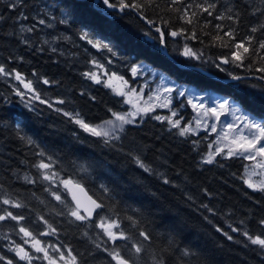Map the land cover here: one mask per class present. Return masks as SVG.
Listing matches in <instances>:
<instances>
[{
    "label": "trees",
    "instance_id": "16d2710c",
    "mask_svg": "<svg viewBox=\"0 0 264 264\" xmlns=\"http://www.w3.org/2000/svg\"><path fill=\"white\" fill-rule=\"evenodd\" d=\"M35 1H26L27 7L31 8ZM50 2L62 12H70L68 22L60 23L57 29L78 40V45L60 41L67 46L60 44V49L53 52L40 38L36 47L25 46L13 23L21 18L9 11L7 0H0V16L3 17L0 20V64L7 70L20 72L25 82L32 81L41 99L51 101L41 103L27 96L22 100L16 90L28 92L23 84L17 82L19 88H13L0 75V197L7 194L24 205L13 208L0 203V215L5 208L23 215L25 219L20 223L48 248L53 258L59 253L54 248L64 253L70 249L77 264H115L104 249L111 251L117 246L121 255L134 264H157L161 260L164 264H264V249L251 244L242 234L247 231L253 236H264V226L260 224L264 219V191L245 183L248 164L245 158L220 154L213 163H204L213 135L203 132L181 136L179 129L172 127L168 120L155 119L161 114L167 115L166 111H155L139 119L137 124L127 125L119 134L121 139L111 145L84 131L63 114L79 113L86 123L97 125L112 118L109 110L117 113L129 110L123 97L103 83L96 84L82 75L87 58L79 46L88 48V43L80 39V34L87 31L90 37L103 40L123 55L126 66L122 70L126 77L130 78L131 66L146 63L179 83L239 101L244 111L264 121V100L261 99L264 80L259 78L264 73L256 71L264 66V61L253 57L251 69L229 64L228 67L233 65L234 74L244 77L240 81H230L228 72L220 71L212 63L231 51L220 47L213 39L217 34L223 35L215 28L217 24L223 25L225 31L234 29L237 40L254 36L253 48L257 47L258 40L264 39V30L249 31L264 23V15L252 14L255 8L264 10L261 0H231V5L225 4V0H209L217 5L213 15L193 7L190 11L198 15L192 24L180 19L182 12L170 10V0H155L154 5L145 10L155 26L165 27L167 21L166 30L183 28L185 36L189 37H169L166 47L153 39L158 36L154 27L133 10L119 13L108 9L102 0ZM199 3L204 0H183L172 7L183 9L187 4ZM228 7L233 8V13H239L238 20L215 19ZM24 10L21 8V14H29ZM192 32L196 39L190 38ZM185 44L203 52L202 59L180 55ZM260 55H264V50ZM249 62L245 59L244 64L247 66ZM44 79L50 83L44 84ZM61 99L65 101L63 104L55 103ZM180 104L176 101L174 108L179 110ZM57 108L62 111H56ZM180 113L183 128L192 120L193 112L185 103ZM28 138L34 143L29 144ZM42 150L44 157L37 155ZM48 156L52 157L54 171L62 178L71 177L83 184L90 195L104 205L93 221H76L69 216L68 208L74 205L68 192H60L58 186L41 178V170L33 165L41 159L48 162ZM134 156H139L151 171L140 168ZM81 166L88 171L81 172ZM25 176L36 182L28 183ZM101 184L109 189L108 193L100 188ZM49 188L58 191L65 203L56 201L45 191ZM204 205L213 211H208ZM40 217L56 228L54 235H41L48 228ZM129 217L138 221L135 227ZM101 218L118 220L121 230L131 239L113 245L96 227ZM232 228L239 231L233 232ZM141 230L151 235L150 241H143L139 236ZM224 233L233 239L229 240ZM25 239L28 238L19 232L15 221H0V256L6 258L0 264H7L8 259L13 260V264H28L11 250L16 245L27 249ZM133 242H142L144 250L140 254H135L134 249L129 253ZM185 249L189 250L188 256L183 255ZM39 256L40 259L36 262L34 259L31 264H48L43 253Z\"/></svg>",
    "mask_w": 264,
    "mask_h": 264
},
{
    "label": "snow or ice",
    "instance_id": "6c2138e0",
    "mask_svg": "<svg viewBox=\"0 0 264 264\" xmlns=\"http://www.w3.org/2000/svg\"><path fill=\"white\" fill-rule=\"evenodd\" d=\"M183 0H170V10L176 11V12H182V15L180 16V19L184 20L187 24H192L193 19L198 15L196 11H190L193 7L200 10L201 13H207V15L212 16L217 5L216 3L209 2V0H204V3L199 4H187L183 9L172 7L178 3H182ZM103 5H105L108 9H113L118 11L119 13H124L126 9H130L135 11L139 18L144 20L148 25L153 26L155 32L158 34V36L153 37V39H156L159 41V43L166 47L168 38L169 37H178V36H185V29L181 28L180 30H166L168 22L165 21L164 25L165 27L155 26V21L148 18L145 15V10L148 8H151L155 0H102ZM261 3L264 4V0H261ZM10 7L15 8L16 4L12 3ZM257 12H260L261 15H264V10L260 8H255L253 10V15H255ZM70 15V12H65L63 15V18L59 20V23L66 24L68 22V17ZM239 13H233V8L228 7L225 10V13H221L215 16V19L217 20H230L235 21L238 20ZM3 17L0 16V20H2ZM22 19L27 20V16H23ZM35 23H33L31 26H25L23 24L20 25L19 32L20 33H33L37 29V25H44L48 28L53 27V24L50 22L51 20H55L56 17L50 13L45 12L44 16H41L38 12L35 17H33ZM215 28L219 32H223V35L217 34L213 39L215 41L219 42L220 47L224 48H230V54L223 55L217 58L216 61H212V63L215 65L217 69L220 71H227L223 65H229L233 64L235 67L243 68L248 67L249 69L252 68L253 57H258L260 60L264 61V55H260L261 50H264V39L258 40L257 47L253 48V41L256 40L254 36H248L246 39H236L235 31L234 29H229L227 31L224 30V26L221 24L215 25ZM264 30V23H261L258 27H251L249 31L251 33H256L257 31ZM147 35V33H146ZM225 37L228 39L225 40ZM70 39L67 36L64 37H53L54 40L59 39ZM188 36H185V39H188ZM191 39H196L195 32H192ZM21 42L25 45L29 44L30 41L25 39L23 36L20 37ZM80 39L87 41L88 44H90L93 48L96 49H105L108 52L112 53L113 55H116V53L113 51V48L110 47L108 43H105L103 40L100 39H94L90 37L89 33L87 31H83L80 34ZM45 44H48V40L43 41ZM53 52H56L57 49L55 47L52 48ZM180 55L191 58L194 60H201L203 57V52L194 51L192 47L185 44L183 46V50L180 52ZM245 59H249V64L246 66L244 64ZM92 65L97 69H102L103 65L99 64L95 59L91 61ZM110 63V61H109ZM141 66H135L132 67L131 71L133 75H137L139 72ZM144 71H151V69L148 66H143ZM256 71L260 73H264V66L259 67L256 69ZM155 74V73H153ZM228 76L235 81H240L244 79L241 75L234 74L233 72H228ZM0 75L6 76V77H12L14 75V79L21 84H23L24 88L28 90V92L33 93L32 99L39 100L41 103H47V101L41 99L40 95L36 93V90L33 88V84L31 80H28L25 82L24 77L21 75L20 72H15L14 70H7L3 64H0ZM35 75V73H34ZM82 75L96 84H101L102 82L105 84V86L111 87V84L108 82L111 79H120L122 80V77H116L115 73L112 74V76L108 77V81H102L101 76L95 72V71H88L82 73ZM104 76H108V73L105 71L103 73ZM260 79L264 80V75L259 77ZM161 80H163V77H161ZM44 84H49L50 81L48 79L43 80ZM124 84H127V81H123ZM165 91L172 92L173 89L166 88ZM118 95L125 96L130 94H135V89L129 88L128 92L120 91L117 93ZM185 93L184 91H180L179 95L183 96ZM16 95L20 96L21 99H24L25 93L19 89L16 90ZM151 99V97H149ZM203 99V98H201ZM262 100H264V96L261 97ZM64 100H57L55 103L63 104ZM128 103H132L131 100L127 101ZM189 103H192L191 100H189ZM214 106L205 108V105L203 103L199 104H193L194 108H204V115L207 116L209 113H211L212 116H215L217 119H219L220 115H223L225 113H230L236 120L240 121V124L230 123L227 125V127L230 130L238 131L239 135L234 137L232 140V143L236 145L235 148H229L227 155L229 157L236 155V154H243L247 153L248 155H245L244 158L252 161H256L255 165L253 166L252 171L249 174V178L245 180V183L248 184V187L264 191V179H261L259 182H253L251 180L252 176L255 175H264V172L258 173L256 169H262L264 170V121H258L254 118H250L249 115L243 110L242 104L239 101H230L227 97L225 98H217L213 101ZM49 107H52V104L48 105ZM136 107L135 105H133ZM161 107H167V104L160 105ZM56 111H62V109L57 108ZM111 116L114 117V119H107L102 124L96 125V126H90L88 123H86L83 119L79 118V113H76L73 115L71 112H64L63 114L65 116L70 117L72 121H74L76 124H78L81 128L84 129V131L89 132L91 135L96 137L103 138V142L107 145H111L113 141H119L121 139V136L117 134V132H123L125 125H130L135 123V117L138 115L144 113L146 114L149 111H152L151 107H137L134 112H126V113H117L115 111H111ZM237 113H240V115H237ZM173 116L176 115L175 112L172 113ZM157 120L161 119H167L168 123L171 124L172 127L179 129V134L181 136L186 135L189 132H192L193 129L189 127H180V121L179 120H172L171 118L167 117H155ZM200 122L197 121V127H199ZM17 127L19 128V124H17ZM247 128L250 130V135L245 136L243 135V130ZM252 129H255V132H251ZM213 132L216 131V128L213 126L211 129ZM224 138L227 139V133L224 134ZM29 144L34 143L31 138H28L27 141ZM114 146V145H113ZM224 151V149H217L216 154H220ZM37 155L44 157L45 152L42 150ZM259 158V159H258ZM135 163L142 168L145 172H150L151 168L147 166L144 161L139 156L133 157ZM48 162H45L43 159L39 161V163L33 165L38 170H41V178L44 181H48L50 185H55L57 183V179L59 177V173L53 170V160L51 156L47 157ZM206 164H211L214 162V155L210 153L203 161ZM81 172L86 173L88 169L84 166H81ZM25 181L28 183H35L36 181L34 179H30L28 176L24 177ZM168 181L165 180V183ZM59 184L63 186V188L71 193L72 200L75 201V207H69L68 208V215L73 217L76 221H87L91 219L93 212L96 209L102 208L104 205L102 203H98L96 200L92 199L91 197H88L89 203L87 205H84L81 203V201L77 198L74 190L83 191V186L76 180H74L71 177L68 178H59ZM100 188L105 192L108 193L109 189L104 185L101 184ZM45 191H49L50 195L54 197V199L60 203H65V201L62 199L61 194L58 191H51V189H45ZM0 203L3 205H9L13 208H22L24 205L20 203L17 200H13L5 194L3 197H0ZM67 207V204H65ZM205 208H208L207 205H204ZM208 211H213L211 208H208ZM3 215H0V221L5 220H12L19 225V232L23 233L24 237H27L29 239H25L24 243L28 244L31 241L32 248L35 249L36 252H42L43 258L48 260V264H57V261L55 258L51 257L49 255V252L47 248L41 246V241L36 239L35 236H33V233L28 230L25 226H23L20 222L25 219L23 215H17L13 212L9 211L7 208L3 209ZM61 215L63 213H60ZM40 220L43 221L45 225H47L48 231L41 233V235H54L56 233V228H54L51 224L48 223L47 220H44L43 217H40ZM129 220L132 223V226L135 227L138 224V221L134 220L132 217H129ZM243 223V221H241ZM260 224L264 226V219L260 221ZM96 227L102 230V233L104 236L107 237V240L110 241L113 245H116L117 241H128L130 240V236L126 235L125 231L121 230V225L116 219L109 220L108 218H101L99 220V223L96 224ZM220 231V229H217ZM233 232L239 231L238 228H232ZM247 239L251 242L253 245H258L261 249H264V236L262 235H250L247 231H244L242 233ZM87 235V233H85ZM225 236L229 240L233 239L231 235H228V233H224ZM139 236L143 237V241H150L151 235L148 232H145L141 230L139 232ZM98 248L101 247L100 244L96 245ZM134 249L135 254H140L144 248L142 242L137 243L133 242L131 244V247L128 249L129 253L132 252ZM15 252L16 256H18L21 260L28 261V264H31L33 260V256L30 255L29 251L25 250L24 247L20 245H16L14 248L11 249ZM54 251L59 252V259L65 260V254L64 252H61L59 248H54ZM104 251L108 252V255L112 258L113 261H115V264H134V261L130 258L121 255V251L119 250V247H113L111 251H109L107 248L104 249ZM189 250L185 249L183 250V255L188 256ZM68 257L69 259L65 260V264H77L76 256L72 255L71 250L68 251ZM6 258L4 256H0V261L5 260ZM7 264H13V260L8 259ZM157 264H164V261H158Z\"/></svg>",
    "mask_w": 264,
    "mask_h": 264
},
{
    "label": "rangeland",
    "instance_id": "374dc122",
    "mask_svg": "<svg viewBox=\"0 0 264 264\" xmlns=\"http://www.w3.org/2000/svg\"><path fill=\"white\" fill-rule=\"evenodd\" d=\"M7 1L10 4L21 3V8L23 9H25L28 6V4L25 2L26 0H7ZM225 4L231 5V0H225ZM46 11L52 13L56 17L55 20L50 19V22L53 24V27L48 28L44 25H37L36 31L33 32L34 38L36 40H40L41 38L42 41L48 40L49 43L47 45L50 46L51 48L55 47L56 49L57 48L60 49V44L64 45V47L67 46V43H62V42L60 43V41H63V42L65 41L75 46L78 45V40L73 39V37L67 40L63 38L59 40L53 39V37H57V36L59 37H64V36L69 37V36L67 35L66 31L64 30L59 31V29H57L58 25L60 24L59 19L63 18V15L65 12H60V10L57 9V7L51 5L49 0H37L34 3L33 7L31 8L30 15L27 14L26 12H23L20 15L21 20H19V28L21 24L25 26H31L33 23H35L33 17H35L38 12L40 13L41 16H44ZM23 16H27L28 19L27 20L22 19ZM55 27H56V32L54 33ZM21 34L25 36L26 38H28L31 33L25 32ZM79 47L82 49V51L84 52V55L87 58V60L84 61L85 70L82 71L83 73L88 72V71H95L101 76L102 81H108V77L112 76L113 73H115L116 77L123 78L122 80L115 79V78L111 79L110 81H108L111 84V87H108V86L107 87L111 89L112 92L116 94L117 96L124 98L126 105L129 106V110L126 112H134L137 107H140V108L151 107L152 108V111H149L146 114L142 113L138 115L137 117H135V123L130 124V125L137 124L139 119L144 118L148 114H151L155 111H166L168 113L167 115L161 114L159 116L162 118L167 117V118H171L172 120H179L180 127H181L183 118L181 116L180 111L185 109V103H187L193 112V116H192V120H190L188 124H186L184 127L190 126L193 129L192 132H189L191 134L199 135L200 133L206 132L209 135H213L214 137V140L210 144L209 152L206 155V159L210 153L214 155V160L220 154H223L224 156L229 157L227 155L228 149L230 147L231 148L236 147V145L232 143V140L234 137L239 135V132L230 130L227 127V125L230 123L240 124L241 123L240 121L236 120L230 113H225L223 115H220L219 119H217L215 116H212L211 113L205 116L203 114L205 111L204 108H194L193 107V104H199V103H203L205 105V108L212 107L214 106L213 104L214 100H216L217 98H225V96L218 94L211 90L200 91L193 85L179 83L173 78H171L170 76H168L167 74H165L164 72L157 70L146 63H139V64H135L131 66L129 70L130 78H128L126 77V74L122 70L123 68H125L126 65H124V62L122 60L123 55L120 54L119 52L113 49V51L116 53V55H113L112 53L108 52L105 49L93 48L90 44H88V48H86V46H83L82 44H80ZM93 59H95L99 64L103 65V68L102 69L95 68L91 63ZM138 65L141 67L139 69L138 74L134 76L131 69L132 67H135ZM143 66H148L151 69V71H144ZM226 66L227 67L225 69L227 70V72L233 71V65H230L229 67L228 65ZM105 71L108 73V76L103 75ZM4 77L13 86V88H16V89L19 88V85H17L18 81L14 79V75L12 77H6V76ZM161 77H163V80H161ZM123 81H127V84H124ZM129 88L135 89V94L125 95V96H121L117 94L120 91L127 93ZM166 88H171L173 89V91L167 92L165 91ZM180 91H184L185 94L183 96L179 95ZM23 92L25 93V96L32 99L31 96L33 95V93H29L27 91H23ZM28 94L31 96H29ZM149 97H151V99H149ZM228 99L230 101H234L230 98ZM128 100H131L132 103H128L127 102ZM183 100L185 101V103L182 102ZM189 100H191L192 103H189ZM176 101H180L181 103L179 110L174 108ZM47 102L51 103V101H47ZM163 104H167L168 106L161 107L160 105H163ZM133 105H135L136 107H134ZM126 112H119V113L123 114ZM173 112L176 113L175 116L172 115ZM247 114L249 115L250 118H254L258 121H262L252 116L249 113ZM237 115H240V113H237ZM111 119H114V117H112ZM161 120H167V119H161ZM197 121L200 122L199 127H197ZM89 125L96 126V125H91V124ZM126 126L127 125H125L124 128ZM213 126L216 128L215 132L211 130ZM251 132H255V129H252ZM120 133L121 132H117L118 135ZM225 133H227V139L224 138ZM243 135L249 136L250 130L245 128L243 130ZM221 148L224 149V151L220 154H216L217 149H221ZM245 155H248V154L243 153V154H236L233 156L244 158ZM246 160L248 161V164L246 165V168H245V178L247 180L249 178V174L252 171L253 166L255 165L256 161H252L248 159ZM256 171L258 173L264 172V170L262 169H256ZM59 178H62V177L59 175L57 179V183L53 186H58L61 192V191H64L65 189L63 188L62 185L59 184ZM261 179H264V175H255L251 177V180L253 182H259ZM45 182L49 183L48 181H45ZM41 246H44L42 242H41ZM25 250L29 251L30 255L33 256V260L35 259V262L40 259L39 253H42V252H36L35 249L32 248L31 241L28 243V247ZM64 254H65V260L69 259L68 253H64ZM49 255L52 257V254L50 252H49ZM59 255L60 254L58 253L55 258L57 261V264H65V260H60Z\"/></svg>",
    "mask_w": 264,
    "mask_h": 264
},
{
    "label": "water",
    "instance_id": "95a60500",
    "mask_svg": "<svg viewBox=\"0 0 264 264\" xmlns=\"http://www.w3.org/2000/svg\"><path fill=\"white\" fill-rule=\"evenodd\" d=\"M112 10H113V9H112ZM164 53L167 54L171 59H173V58L168 54L167 50H164ZM230 81H235V80L230 79ZM79 183H80V182H79ZM80 184H81V183H80ZM81 185L83 186V189H84L82 192L79 191V190H74V191H75V194H76V196H77V198L81 201V203L84 204V205H87V204L89 203V201H88V197H91L92 199L96 200L94 197H92V196L90 195V193L87 191V189L85 188V186H84L83 184H81ZM68 194H69V196H70V200L72 201V203H73L74 206H75V203H76V202L72 200V195H71V193L68 192ZM96 201H97V200H96ZM97 202H98V201H97ZM98 203H99V202H98ZM98 211H99V209H96V210L93 212L92 217H91V219H89V221H93V220L95 219V217H96Z\"/></svg>",
    "mask_w": 264,
    "mask_h": 264
},
{
    "label": "flooded vegetation",
    "instance_id": "af4514ba",
    "mask_svg": "<svg viewBox=\"0 0 264 264\" xmlns=\"http://www.w3.org/2000/svg\"><path fill=\"white\" fill-rule=\"evenodd\" d=\"M27 1V0H26ZM25 1V2H26ZM28 1H30V0H28ZM10 3H9V11L10 12H14L15 13V16L17 17V18H19L20 17V15H21V3H18V4H16V7L15 8H13V7H10ZM27 8V7H26ZM25 8V9H26ZM17 13H16V12ZM60 13V12H59ZM18 20V19H17ZM14 25H15V27H17V25H19V21L18 22H16L15 20H14ZM20 33V32H19ZM21 34V33H20ZM22 35V34H21ZM23 36V35H22ZM25 39H27V40H29L30 41V43L29 44H27V45H25L24 43V45L25 46H27V47H29V48H32L31 46H34V47H36V41H38V40H36L35 38H34V34L33 33H31L30 34V36L28 37V38H26L25 36H23ZM18 43V45H20V42H17ZM20 83V82H19ZM26 249V248H25ZM27 263V262H26Z\"/></svg>",
    "mask_w": 264,
    "mask_h": 264
},
{
    "label": "crops",
    "instance_id": "0c3cea01",
    "mask_svg": "<svg viewBox=\"0 0 264 264\" xmlns=\"http://www.w3.org/2000/svg\"><path fill=\"white\" fill-rule=\"evenodd\" d=\"M27 1H28V0H27ZM36 1H37V0H36ZM36 1H35V2H36ZM49 2H50V0H49ZM50 3H51V2H50ZM51 5L55 6V5L52 4V3H51ZM32 7H33V6H32ZM32 7H31V8H32ZM55 7H56V6H55ZM31 8H30V7H27V8H26V10H28V13H29V14L31 13ZM57 9H58V8H57ZM26 10H24V11H26ZM59 10H60V9H59ZM60 12H62V10H60ZM59 17H60V16H59ZM18 21H19V20H17V22H18ZM17 30L19 31V25H17ZM38 41H40V40H38Z\"/></svg>",
    "mask_w": 264,
    "mask_h": 264
},
{
    "label": "bare ground",
    "instance_id": "6f19581e",
    "mask_svg": "<svg viewBox=\"0 0 264 264\" xmlns=\"http://www.w3.org/2000/svg\"><path fill=\"white\" fill-rule=\"evenodd\" d=\"M112 10V9H111Z\"/></svg>",
    "mask_w": 264,
    "mask_h": 264
}]
</instances>
